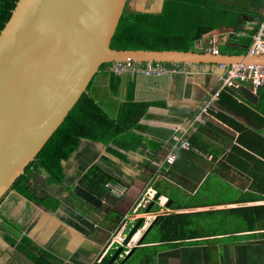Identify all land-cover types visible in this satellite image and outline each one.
Instances as JSON below:
<instances>
[{"label":"crops","instance_id":"0c3cea01","mask_svg":"<svg viewBox=\"0 0 264 264\" xmlns=\"http://www.w3.org/2000/svg\"><path fill=\"white\" fill-rule=\"evenodd\" d=\"M210 1V10H202L206 22H229L232 12H238L241 30L229 27L212 32L211 46L218 48L222 40L228 49L219 54L209 52L216 56L248 52L245 44L263 19L264 0ZM164 5L165 0H128L125 9L157 13ZM202 45V41L196 42L197 47ZM175 64L182 69L161 76L133 70L117 74L108 65L98 71L90 90L106 107L121 106L130 97L151 103L148 115L141 119L148 126V142L120 160L103 144L83 140L63 163L65 179L58 185L39 182L42 170L36 169L33 194L42 198L44 205L17 190L0 205V264H39L37 248L55 264H104L112 251L121 247L118 241L125 243L128 232L139 222V231L125 248L129 254L120 256L119 264L134 259V264H264V210L255 208L264 207V200H260L264 199V156L256 154V160L239 154L238 163L228 160L233 146L243 147L238 142L240 131L217 115L226 114L264 135V85L256 92L249 83L228 88L225 91L243 107L239 109L220 95L199 122L194 117L223 70L220 63ZM184 131L190 142L188 149L195 156L185 153L187 148L182 146L173 149V135ZM172 149L176 161L168 163ZM260 151L264 152V146ZM94 166L117 179V184L107 185L102 194L91 191L83 177ZM220 183L227 192H221ZM205 185L209 193L204 191ZM173 186L186 190L187 201H182V192L171 196L168 190ZM231 188L238 192L236 196L229 193ZM158 193L159 200L136 210L147 194L155 197ZM199 196L210 202L196 200ZM247 207L252 209L247 211ZM171 214L182 217L173 221L175 230L162 232L156 220Z\"/></svg>","mask_w":264,"mask_h":264},{"label":"water","instance_id":"95a60500","mask_svg":"<svg viewBox=\"0 0 264 264\" xmlns=\"http://www.w3.org/2000/svg\"><path fill=\"white\" fill-rule=\"evenodd\" d=\"M127 1L23 0L3 30L0 37V205L36 161L103 64L128 59L264 64V56L249 52L216 56L209 51L113 48L110 44ZM160 195L153 200H159ZM140 224L129 233L109 264L132 244Z\"/></svg>","mask_w":264,"mask_h":264},{"label":"trees","instance_id":"16d2710c","mask_svg":"<svg viewBox=\"0 0 264 264\" xmlns=\"http://www.w3.org/2000/svg\"><path fill=\"white\" fill-rule=\"evenodd\" d=\"M22 1L0 0V37ZM210 5H212L210 0H165L164 9L157 13L129 12L125 9L110 45L116 49H175L204 52L209 45L211 46L209 41L213 33L226 31L225 28L229 27L234 28L235 32L241 30L238 26L241 24V16L238 12H232L231 17L233 20L229 22H219L220 19L218 23L209 24L206 22L202 18V10L209 11ZM257 29L258 27L253 33ZM198 40L203 43L201 47L196 46ZM252 42L253 38L251 37L245 45L250 47ZM218 50L219 52L227 51L219 47ZM245 51L246 49H242V52ZM111 64H103L100 69L105 65L112 66ZM98 73L93 76L87 90L81 95L64 122L49 139L36 161L14 186V190L19 191L40 205H44L42 198H37L33 194L36 189L31 184V180L36 174L38 175L36 170L38 168L35 165L39 166L42 174L44 172L47 178L52 180H50L51 183L58 185L65 179L63 163L80 148L83 140L103 144L109 154L120 160H126L127 152H136L143 144L148 142V137L145 135L148 126L143 124L141 119L148 115L151 103L134 101L130 97L121 106L106 107L97 100L90 90ZM221 97L227 98L232 105L239 109L243 107L225 90L221 93ZM217 115L222 121L240 131L238 142L243 147L233 146L232 151L226 157L228 160L238 163L237 158L241 159L239 154L254 159L257 158L256 154L264 156V152L260 151V147L264 146L263 134L247 128L226 114L218 113ZM252 115L256 117L254 112ZM191 143H193L192 140ZM183 150H186L185 153L195 156L192 150ZM117 182V179L102 171L98 166L92 167L83 177V183L91 191L101 194L107 192V185H115ZM255 208H257V211L264 210L263 206ZM250 209L252 208H245L247 211ZM181 217L182 215L172 214L160 216L156 220V226L162 232L166 229H168V232L175 230L176 226L173 221H177ZM25 242L27 243L28 240ZM138 247L135 248L136 251ZM36 253V259L40 261L39 264H46L47 261L55 264L54 260L45 251L37 248ZM111 258L112 256H109L104 264H109Z\"/></svg>","mask_w":264,"mask_h":264},{"label":"built area","instance_id":"2783aa9c","mask_svg":"<svg viewBox=\"0 0 264 264\" xmlns=\"http://www.w3.org/2000/svg\"><path fill=\"white\" fill-rule=\"evenodd\" d=\"M206 51H211L214 54H219V50L215 46H209ZM249 54L264 56V13L263 19L259 23L257 31L253 34V42L248 49ZM111 70L117 74L124 72L125 70H133L146 75H165L180 71L182 68L178 64H166L155 62H136L131 59L125 61H115L111 64ZM179 68H177V67ZM220 68L223 73L217 75V86L212 90L210 97L206 100V104L200 109L198 114L194 117L195 121H204L203 115L209 113L212 102L218 99L221 93L228 88H239L242 84L249 83L254 92L264 85V64L258 63H220ZM186 131L183 134H174V148L182 146L189 148L190 142L186 136ZM171 150L167 157L168 163L176 161V155L174 150ZM154 199V195L147 194L139 203L137 208L146 207L150 201ZM120 245H123L122 240L118 241ZM113 244V241L111 242ZM129 254V251H125V255Z\"/></svg>","mask_w":264,"mask_h":264},{"label":"rangeland","instance_id":"374dc122","mask_svg":"<svg viewBox=\"0 0 264 264\" xmlns=\"http://www.w3.org/2000/svg\"><path fill=\"white\" fill-rule=\"evenodd\" d=\"M218 47L220 48V49H222V50H227L228 49V45H227V43L225 42V41H222V40H220V41H218ZM90 88V87H89ZM35 167H37V168H39V166L38 165H35ZM42 175V174H41ZM38 176V179H39V182H45V183H47L48 185H50L51 184V179H49V178H45V176L43 175V176ZM51 180V181H50ZM124 182V181H123ZM181 182H183V181H181ZM31 184L33 185V186H35L36 185V179H32L31 180ZM209 184H211V182L209 183ZM221 184V183H220ZM221 187H222V190H221V192L222 191H226L227 192V190H226V187H225V184H221ZM204 191L205 192H208L209 193V190H208V188L206 187V185L204 186ZM168 192L171 194V196L172 197H177L178 195H179V193L180 192H182V201L184 202V201H187V195H186V190H182V189H178V188H176L175 186H173L170 190H168ZM229 193H233L234 194V196H236V194L238 193L237 191H235V189L233 188H231L230 189V191H229ZM49 197H46L45 199L47 200ZM215 198H217V197H215ZM196 200H203V201H205V202H210V199H203L202 198V196H199V197H197L196 198ZM195 200V201H196ZM192 202H194V201H191L190 203H189V205L190 204H192ZM4 225L5 226H10V224L9 225H7L6 224V222L4 223ZM126 233V232H125ZM129 233H130V231L128 232V234H127V236L129 235ZM115 254V250H113L112 251V257H113V255ZM137 257H139V252H137ZM137 261V259H134V260H131V261H129V262H125L124 264H134L135 262ZM120 262H119V259L116 261V263L115 264H119Z\"/></svg>","mask_w":264,"mask_h":264},{"label":"clouds","instance_id":"9594fccd","mask_svg":"<svg viewBox=\"0 0 264 264\" xmlns=\"http://www.w3.org/2000/svg\"><path fill=\"white\" fill-rule=\"evenodd\" d=\"M128 247V246H127ZM126 248V247H125ZM125 248H124V251H123V253L121 254V256H124L125 255ZM128 255V254H127Z\"/></svg>","mask_w":264,"mask_h":264}]
</instances>
